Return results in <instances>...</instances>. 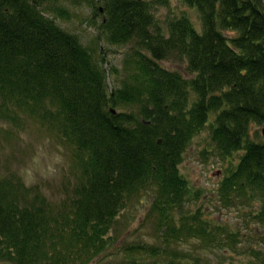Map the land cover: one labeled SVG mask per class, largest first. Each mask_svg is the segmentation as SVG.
<instances>
[{
	"label": "trees",
	"instance_id": "trees-1",
	"mask_svg": "<svg viewBox=\"0 0 264 264\" xmlns=\"http://www.w3.org/2000/svg\"><path fill=\"white\" fill-rule=\"evenodd\" d=\"M172 1L0 0V135L37 122L72 150L75 172L54 203L0 173V264H204L200 250L235 251L252 224L263 231L250 264H264V139L250 136L264 125V0H176L199 27L186 14L160 22ZM68 5L92 10L98 42L131 45L110 70L117 87L104 54L55 21L75 17ZM177 58L188 77L160 65ZM206 127L218 158L240 154L218 197L249 208L245 231L187 209L199 193L180 165ZM146 193L159 243L119 245V216Z\"/></svg>",
	"mask_w": 264,
	"mask_h": 264
},
{
	"label": "rangeland",
	"instance_id": "rangeland-1",
	"mask_svg": "<svg viewBox=\"0 0 264 264\" xmlns=\"http://www.w3.org/2000/svg\"><path fill=\"white\" fill-rule=\"evenodd\" d=\"M75 17L68 21L55 18V21L64 30L77 35L85 46L96 50L97 56L104 54L105 67L109 73V85L111 88L119 85L118 76L110 74L113 66L121 68L125 54L130 51L131 45L114 46L107 42L97 41L98 31L90 25L93 16L92 10L86 6L68 5ZM189 16L197 27L200 26L199 13L194 8H189L179 1L173 0L169 8H161L158 12L160 22L167 16ZM100 20V19H99ZM160 65L170 71H177L187 75V64L182 59H167L161 61ZM19 136L4 139L0 135V173H14L18 175L28 187L37 186L43 194L52 201L59 202L71 190L75 182V172L71 168L72 150L67 148L58 135L45 127L39 126L37 122H28ZM263 125L253 126L251 138L263 140L261 133ZM8 128V126H7ZM260 137H255L256 131ZM240 154H235L232 159L223 161L216 156L210 143L209 128H205L200 135L196 136L185 152L184 161L180 165V172L188 180L193 193H199V198H194L187 203V209L195 210L202 208L215 221L229 227L232 230L243 229L247 226L248 207L240 204L226 207L218 197L220 180L226 169L232 162L237 163ZM231 166V165H230ZM152 193L144 194L140 199L134 201L118 218L111 232L112 236L121 245L126 242H148L158 244V233L156 220L149 217ZM252 231L245 233L241 243L235 247V251H223L220 248H209L201 252L204 264H250L249 248H257L261 244L256 239L254 232L262 233V228L251 225ZM182 249L190 248L189 245L181 246ZM262 248V247H261ZM262 250V249H261ZM114 256L112 260H117ZM203 264V262H202Z\"/></svg>",
	"mask_w": 264,
	"mask_h": 264
},
{
	"label": "bare ground",
	"instance_id": "bare-ground-1",
	"mask_svg": "<svg viewBox=\"0 0 264 264\" xmlns=\"http://www.w3.org/2000/svg\"><path fill=\"white\" fill-rule=\"evenodd\" d=\"M31 188H38L37 186H33V187H31ZM39 189V191L43 194V192L41 191V189L40 188H38ZM44 195V194H43ZM45 196V195H44ZM46 197V196H45ZM47 198V197H46ZM48 199V198H47ZM48 201L50 202V203H54L55 201H52L51 199H48ZM149 217H152L153 218V215L151 214V208H150V210H149Z\"/></svg>",
	"mask_w": 264,
	"mask_h": 264
},
{
	"label": "water",
	"instance_id": "water-1",
	"mask_svg": "<svg viewBox=\"0 0 264 264\" xmlns=\"http://www.w3.org/2000/svg\"><path fill=\"white\" fill-rule=\"evenodd\" d=\"M139 1H142V0H139ZM113 112L116 113L115 110H113ZM261 133H262V136H263V138H264V125H263V127H262V129H261Z\"/></svg>",
	"mask_w": 264,
	"mask_h": 264
}]
</instances>
